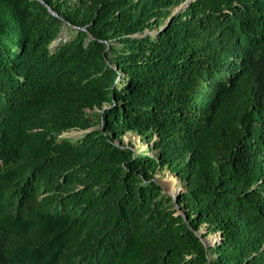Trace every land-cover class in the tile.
Masks as SVG:
<instances>
[{
    "label": "trees",
    "instance_id": "trees-1",
    "mask_svg": "<svg viewBox=\"0 0 264 264\" xmlns=\"http://www.w3.org/2000/svg\"><path fill=\"white\" fill-rule=\"evenodd\" d=\"M185 1L0 0V264H264V0Z\"/></svg>",
    "mask_w": 264,
    "mask_h": 264
},
{
    "label": "rangeland",
    "instance_id": "rangeland-1",
    "mask_svg": "<svg viewBox=\"0 0 264 264\" xmlns=\"http://www.w3.org/2000/svg\"><path fill=\"white\" fill-rule=\"evenodd\" d=\"M64 6H67L69 10L75 11L80 5L81 2H84L86 0H61ZM192 0H186L183 4L182 8L189 5V3ZM181 8L177 9L175 12L177 13L180 11ZM87 115L89 118L93 120L94 123H97V120L100 116V110L98 108L94 110H88ZM98 128V127H96ZM81 132H70L66 133L65 136H72L76 137L79 136ZM121 141L122 145L125 148L132 149L137 154L139 153H149L151 155H156V151L151 148V145L147 143L143 137H141L138 134L135 133H127L125 136H123L122 139L117 140V142ZM156 180L161 185V187L164 189L165 193H167L171 197H177L179 193L181 192V189L183 188L184 183L182 180L176 176L175 174L171 173L167 168H164L162 170H159L156 174ZM179 189V190H178ZM176 190V191H175ZM178 191V192H177ZM203 233L207 232V229L205 227L201 230ZM220 236L218 234H210L207 238H204V242L208 246H217L219 242Z\"/></svg>",
    "mask_w": 264,
    "mask_h": 264
},
{
    "label": "water",
    "instance_id": "water-1",
    "mask_svg": "<svg viewBox=\"0 0 264 264\" xmlns=\"http://www.w3.org/2000/svg\"><path fill=\"white\" fill-rule=\"evenodd\" d=\"M51 12H53V10H51ZM54 13V12H53ZM54 14H56V13H54ZM220 236V235H219ZM219 240H221V236H220V238H219ZM205 243V242H204ZM205 245H207L206 243H205ZM208 246V245H207Z\"/></svg>",
    "mask_w": 264,
    "mask_h": 264
},
{
    "label": "bare ground",
    "instance_id": "bare-ground-1",
    "mask_svg": "<svg viewBox=\"0 0 264 264\" xmlns=\"http://www.w3.org/2000/svg\"><path fill=\"white\" fill-rule=\"evenodd\" d=\"M179 190V189H178ZM176 191V190H175ZM178 192V191H177Z\"/></svg>",
    "mask_w": 264,
    "mask_h": 264
}]
</instances>
